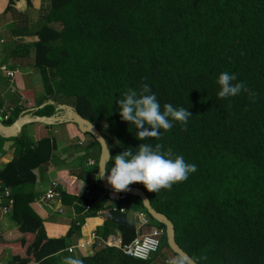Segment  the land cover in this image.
Masks as SVG:
<instances>
[{"label":"trees","instance_id":"trees-1","mask_svg":"<svg viewBox=\"0 0 264 264\" xmlns=\"http://www.w3.org/2000/svg\"><path fill=\"white\" fill-rule=\"evenodd\" d=\"M47 1L49 10L34 32L37 42L8 44L4 50V64L12 55L28 59L31 53L30 63L21 67L25 70L31 64L42 72L45 83L40 96L23 76L16 78V93L0 89V114L14 108L7 124L52 101L54 105L33 115L52 117L59 105L73 107L100 130L111 156L127 148L135 151L140 143L171 149L195 164L196 171L157 193L138 182L128 188L142 190L168 217L177 244L197 264H264V0ZM222 71L234 73L255 96L242 90L218 98L216 79ZM143 84L155 93L161 110L165 103L187 108L192 115L187 123L173 121L171 129L160 130L159 138L138 140L134 125L121 119L116 100ZM23 99L37 105L28 107ZM23 137L0 136V153L14 142H20L22 150L0 173L1 186L9 189L20 175L25 179L20 192L10 190L14 199L10 215L25 231L20 240L0 242V256L11 249V264H60L59 256L81 239L84 221L73 224L66 239L37 235L43 220L32 208L33 172L51 161L56 146L51 138L25 146ZM111 163L112 159L107 167ZM98 172L96 168V176ZM73 180L58 182L54 190L60 199L82 205L85 219L105 218L97 233L104 240L117 234L122 245L132 243L137 237L132 212L147 214L140 199L112 194L119 198L114 201L100 179L88 187L89 194L81 193ZM87 206L91 209L86 212ZM161 248L159 252L173 254L166 234ZM123 256L122 264L152 261ZM82 260L121 264L105 248Z\"/></svg>","mask_w":264,"mask_h":264},{"label":"crops","instance_id":"crops-1","mask_svg":"<svg viewBox=\"0 0 264 264\" xmlns=\"http://www.w3.org/2000/svg\"><path fill=\"white\" fill-rule=\"evenodd\" d=\"M49 7L50 4L47 0H0L1 63H3L2 60L4 57V50L8 44L17 46L18 44L31 45L37 42L38 39L34 32L40 27L43 17L46 16ZM29 58L26 59L12 55L8 58L7 64L9 66L11 64L17 65V68L12 67V69L19 72L18 76H24V74L21 73L24 72V69L21 66L25 63H30ZM4 84L6 83L2 82L0 84V89L7 91ZM42 127L46 129L47 133L50 131V128L36 124L25 127L22 131V135L24 132L26 138H22L24 140H21L25 143L24 141L29 138L33 140V143H37L42 139L51 138L56 146V150L53 152L51 161L47 165L42 166L33 172V177L35 179L34 193L36 198L32 204V208L43 220V228L37 231V235L46 236L49 239H66L71 230V226L80 221H84L81 226V239L79 238V242L71 247H76L74 253H70L66 250L59 256L60 264H63V258L65 256H75L82 259L83 257L93 254L98 249L90 247L82 249L79 248V246L87 240L90 233L101 232L106 219L103 217L85 219V211L82 205H78L76 203L66 204L60 198L47 201L45 196L48 191L52 189L53 184L57 183L58 185V182H66L69 177L74 179L73 183H76L81 193L87 194L89 189L88 187L92 186V184H94L97 180L95 166L98 162V154L96 150L97 148L92 146V143L87 140V136H84V139L76 137L74 132L75 126L72 124L62 125L60 126V129L62 132H70L73 134L74 139L52 137L49 134L45 138L30 136V130ZM26 131H28V133ZM77 132L80 134L78 129ZM12 144L13 143H9L5 145V153H2L5 158L3 161H0V173L6 170V168L20 155L18 152L17 154L19 155L16 154V148L13 150ZM84 144H86L85 148L83 147ZM67 146L73 147V152H67L66 156L64 152L66 151L65 148H67ZM90 162H94L95 166L89 165ZM18 179L19 180H16L12 187H9V190L14 193L20 192L23 186H20V183L25 181L22 175H20ZM110 197L113 199L112 194H110ZM116 199L117 200H113L118 201L119 198ZM40 201L43 202L41 203ZM3 204L4 200L0 199V242H13L20 240L25 229L16 223L10 214L4 215L2 211ZM40 204H42V208L39 207ZM136 212L141 211L132 212L131 222L134 225L135 222L132 218L133 214ZM149 231L150 230H144V232ZM104 242L107 245H104V247L101 248L107 249L108 252L118 258L122 264L124 256L120 248L118 246H108L109 241L104 240ZM11 261V249H5L0 256V264H11Z\"/></svg>","mask_w":264,"mask_h":264},{"label":"clouds","instance_id":"clouds-1","mask_svg":"<svg viewBox=\"0 0 264 264\" xmlns=\"http://www.w3.org/2000/svg\"><path fill=\"white\" fill-rule=\"evenodd\" d=\"M216 84L219 86L218 98L236 96L243 90L254 97L243 82L237 81L234 73L222 71ZM118 113L123 121L134 125L136 138L144 140L146 137L159 138L162 133L172 128L173 121L185 125L192 116L187 108L177 107L165 103L163 110L148 84L137 89L129 88L116 100ZM106 148L108 146L105 143ZM135 151L125 149L121 154L108 156L112 159V166L100 170L97 179H105L114 191H126L134 182L141 183L148 192L157 193L160 189H170L173 184L182 182L196 171V165L186 163L181 155H174L171 149L162 151V146L140 143ZM63 264H83V260L75 256H65ZM169 264H184L183 259H172Z\"/></svg>","mask_w":264,"mask_h":264},{"label":"water","instance_id":"water-1","mask_svg":"<svg viewBox=\"0 0 264 264\" xmlns=\"http://www.w3.org/2000/svg\"><path fill=\"white\" fill-rule=\"evenodd\" d=\"M55 103L50 101L47 104L41 106L40 108L29 110L21 118L15 121L12 125H8L6 122L0 119V136L3 139L11 140L20 137L23 129L29 125H42L46 127L61 126L66 124L75 125L81 134L90 135L94 140L100 145L101 153L99 158L98 167L103 170L104 167L107 168L110 162L111 156L110 148L107 144L106 139L100 132V130L94 126L90 121L84 119L80 114L71 106L59 105L56 108V114L52 117H40L34 116L33 113L44 109L48 105H54ZM108 146L106 148L105 146ZM99 171V168H98ZM107 173H105V179H100L102 187L110 194L128 195L134 198L140 199L142 206L149 215V217L166 228L167 243L171 252L178 257L183 259L184 264H197L186 252H184L181 247L176 242V230L174 224L168 219L167 216L158 212L153 206L148 198V196L140 189L137 188H127L126 191L116 192L113 190L111 185L107 183L106 180Z\"/></svg>","mask_w":264,"mask_h":264},{"label":"built area","instance_id":"built-area-1","mask_svg":"<svg viewBox=\"0 0 264 264\" xmlns=\"http://www.w3.org/2000/svg\"><path fill=\"white\" fill-rule=\"evenodd\" d=\"M18 74L19 72L12 69L11 66L0 62V84L2 82H6L8 84L6 92H10L12 94L17 92L15 88V81ZM23 102H25V99H23ZM3 112L4 111H1L0 119L7 123V121L10 120L11 114L14 112V108H10L8 112L4 114V116ZM4 158V154L0 153V161H3ZM89 165L95 166L94 162H90ZM56 186L57 183L53 184L52 189L46 194L45 199L47 201H52L60 198L59 193L54 190ZM87 194H89V192H87ZM0 199L4 200V204L2 206L4 215L10 214L11 208L14 205V199L12 197L11 191L8 188H3L1 184ZM40 202L42 203L43 201ZM39 207L42 208V204H40ZM90 209L91 206H87L86 212ZM133 217L136 221L135 227L138 233L135 240L128 245H122L120 236L115 234L110 236L108 246H118L125 256L148 263L152 260V257L159 252L161 248V239L166 234V231L163 228L156 226L149 215L144 213L143 211L134 213ZM145 229H149L150 231L144 232ZM104 245L107 244H105L103 238L96 232H92L89 234L87 240L79 246V248L85 249L86 247H90L99 249L101 247H104ZM75 250L76 247H70L68 249L70 253H74Z\"/></svg>","mask_w":264,"mask_h":264},{"label":"rangeland","instance_id":"rangeland-1","mask_svg":"<svg viewBox=\"0 0 264 264\" xmlns=\"http://www.w3.org/2000/svg\"><path fill=\"white\" fill-rule=\"evenodd\" d=\"M25 67H27V68L24 70V72H21V73L24 74L23 79H24L25 83H28L30 85V87L35 88L36 93L38 94V96H40L41 92L43 94L44 90H45L44 76H43L42 72H40L39 70H36V69L33 70L31 64L30 65H26ZM25 103L28 105V107H35L37 105L36 101H32L31 102L29 100H25ZM60 128H61L60 126H54V127L49 129L50 131L48 133L46 132V129L44 127L36 128L34 130L32 129V130H30V133H31L30 136L31 137L36 136L37 138H45L49 134L52 137H58V138H63V139H65V138L74 139L73 134H71L70 132H62ZM77 129L78 128L75 126L74 127V132H75L76 137L84 139L85 138L84 136H86V135H83V134L80 135L81 133L79 134L77 132ZM26 132L28 133V131H26ZM21 135H22V133H21ZM23 136H24L23 138H26V135L24 134V132H23ZM106 136H107V138L110 141L111 147H114L115 146L114 145L115 141L113 140L111 135L107 134ZM86 138H87V140L90 143L92 142L90 137L87 136ZM22 140H24V139H22ZM24 142H25L24 143L25 146L26 145L30 146V143L33 142V140L28 138ZM85 146H86V144H84L83 147L85 148ZM12 147H13V150H15L14 148L17 149L16 154H17V152L19 154L21 153L22 150H21L20 142H14L12 144ZM95 147L97 148L96 150H97V154H98V159H97L98 162L97 163H99L101 150H100L99 147H97V146H95ZM65 150L66 151L64 153L66 155L67 152H71V151L73 152V147H68L67 146V148H65ZM19 154H17V155H19ZM96 166H97V164H96ZM11 178L13 180H15L16 176L12 174ZM132 219H133L134 222H136L134 217ZM145 230H149V229H145ZM163 242H164V239L162 240V244H163ZM161 249H163V248H161ZM176 258H178V257H176L174 254H171L169 251L161 250L158 254H156V255H154L152 257L151 263H154V264H169V262L172 259H176Z\"/></svg>","mask_w":264,"mask_h":264}]
</instances>
